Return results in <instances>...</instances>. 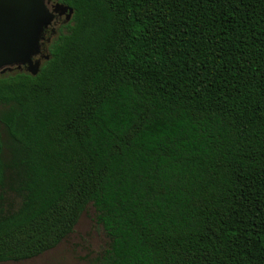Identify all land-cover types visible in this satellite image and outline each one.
<instances>
[{"label": "trees", "instance_id": "1", "mask_svg": "<svg viewBox=\"0 0 264 264\" xmlns=\"http://www.w3.org/2000/svg\"><path fill=\"white\" fill-rule=\"evenodd\" d=\"M55 2L38 73L0 74V264L88 206L92 264H264V0Z\"/></svg>", "mask_w": 264, "mask_h": 264}, {"label": "water", "instance_id": "2", "mask_svg": "<svg viewBox=\"0 0 264 264\" xmlns=\"http://www.w3.org/2000/svg\"><path fill=\"white\" fill-rule=\"evenodd\" d=\"M72 14L71 8L52 0H0V73L24 67L36 75L41 60L48 59L45 31L58 17L68 23Z\"/></svg>", "mask_w": 264, "mask_h": 264}, {"label": "rangeland", "instance_id": "3", "mask_svg": "<svg viewBox=\"0 0 264 264\" xmlns=\"http://www.w3.org/2000/svg\"><path fill=\"white\" fill-rule=\"evenodd\" d=\"M106 246L107 239L95 222L94 209L88 206L74 231L56 248L31 260L2 264H92Z\"/></svg>", "mask_w": 264, "mask_h": 264}, {"label": "flooded vegetation", "instance_id": "4", "mask_svg": "<svg viewBox=\"0 0 264 264\" xmlns=\"http://www.w3.org/2000/svg\"><path fill=\"white\" fill-rule=\"evenodd\" d=\"M66 23H64V16H62V17H58V18H56V20H55V22H54V25L51 27V28H49L48 30H47V32L46 33H49V31L51 30V29H53L54 31L52 32L51 31V33L49 34V37L47 38V43L57 34V29L59 28V27H61V26H64ZM13 70H18V71H20V70H25V68L24 67H22L21 69H18V68H16V67H14V68H11L8 72H12Z\"/></svg>", "mask_w": 264, "mask_h": 264}]
</instances>
